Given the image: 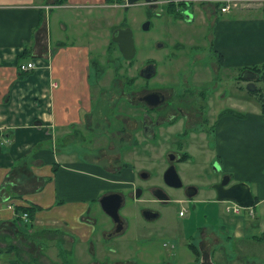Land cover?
I'll return each mask as SVG.
<instances>
[{
    "label": "crops",
    "instance_id": "0c3cea01",
    "mask_svg": "<svg viewBox=\"0 0 264 264\" xmlns=\"http://www.w3.org/2000/svg\"><path fill=\"white\" fill-rule=\"evenodd\" d=\"M203 1L213 6V9L210 7V16L220 8L215 5L219 0ZM262 3L254 8V14H258L252 17L254 19L229 18L225 25L218 28L214 36L218 39V49L215 51L219 56L217 68L249 69L264 61ZM96 4L107 8L125 5L109 3L107 0H68L63 4H58L57 0H0V264L40 261L38 252L43 250L40 244L45 238L47 241L52 240V246L58 250L61 246L67 247L61 248V251L72 253L71 244L75 241L70 232L74 231L82 239H88L95 228V219L87 214L89 209H84L82 205L88 201L87 189L98 178L86 169L74 167L75 155L72 150L69 153L62 152L64 162L68 165L63 167L59 164V158L54 153L57 151L54 149L55 132L59 127H62L63 132L64 128L74 127L75 121H78V114L74 116V113L93 107V87H101L97 89L100 96L107 93L101 81L110 68H115L117 72L116 63L122 60L123 55L117 44V49L111 52L112 38L107 45L109 52L107 48L106 51L98 49V58L91 52L95 43L91 46L86 42L78 44L57 38L52 45L51 30L45 20L55 5L86 8ZM231 10L223 12L220 9L222 13ZM238 21L247 24H239ZM233 23L238 26H232ZM75 32L80 35L79 30ZM27 51L29 57H20ZM34 58H42L44 65L37 69H22L21 64ZM120 69L115 77L125 80ZM93 70L92 84L90 79ZM261 75L258 72L242 80L247 84L253 81L256 89L260 88L264 94V79ZM53 81L58 86L52 87ZM246 87L249 91L256 90ZM248 95L245 109L237 106V113L244 114L243 118L237 115L236 120H233L230 114L222 115L219 141L222 147L220 154L227 169L229 165L235 168L236 174L249 179L253 187V182H259L256 180L260 179L264 170V112L260 94ZM228 133L231 135L230 143L226 139ZM82 178L86 181L83 182ZM98 180L103 183V179ZM253 194L259 198L256 204L264 203V189L261 190L260 185H257ZM32 204L41 209L28 223H23L19 220L16 207ZM256 204L252 206L255 214ZM239 222L229 220V224H236V227ZM260 223L264 227V215ZM247 225L248 229L253 226L254 231L260 230L257 223L247 221ZM242 237L241 245L250 254L264 256V232L261 236L247 232ZM214 238L213 243L218 244L220 239L216 233ZM65 239L67 242L62 243ZM36 245L38 250L32 249ZM206 245L207 254L204 257L202 254L200 260L196 259L197 264H223L222 260L229 259L226 250H219L217 245L212 248L210 242Z\"/></svg>",
    "mask_w": 264,
    "mask_h": 264
},
{
    "label": "rangeland",
    "instance_id": "374dc122",
    "mask_svg": "<svg viewBox=\"0 0 264 264\" xmlns=\"http://www.w3.org/2000/svg\"><path fill=\"white\" fill-rule=\"evenodd\" d=\"M3 1L11 2V0ZM24 1L31 2L34 0ZM204 2L206 1L195 0L193 3L195 5L194 9L189 10L192 15H187V12L184 18H174L175 20L172 15L165 11L163 5L159 4V8L153 9L152 5L144 1L130 5V7L117 5L109 8L97 4L86 8L83 6L66 7L55 5L50 10V14L47 15L48 19L45 22L48 23L47 26L51 30L52 45H54V41L57 38L78 44L86 42L85 44L89 43L91 46L95 43L91 52L93 51V55L97 58L100 55L97 51L98 49L106 51L113 31L117 28L125 27L133 29L137 47L136 56L130 61L121 57L122 60L119 61L121 66L120 73H123L125 80L124 78H116L117 72L115 68H110L101 81L107 92L106 95L101 96L103 102H99L102 103L100 108L102 107L104 110L112 107L114 111H118V107H113V103L117 99L115 95L124 91L129 93L131 89L133 91L131 94L136 92L145 93L155 88L170 93L173 91L184 92L185 87L190 85V90L197 89L196 91H198L200 86L197 87L196 85H203L204 83V91L211 93L212 83L210 81L211 79H216L215 77L221 83V87L217 92L223 94L232 93L233 102L236 100L237 105L245 109L247 105L246 99L249 95L246 89L247 82H244L242 78H244L246 69L223 68L221 66L217 68V64L212 62L217 61L219 58L218 53H215L218 49V39L214 36L218 28L225 25V21L229 18L238 20L254 19L252 17L258 15L254 14V8L261 6L263 0H234L231 12L222 13L219 9L217 12L213 11L212 16H210V13L213 6ZM189 18L191 21H189ZM146 20L151 21L149 29L144 28ZM216 21L217 23L214 24ZM238 22L239 24H247L241 21ZM231 25L238 26L234 23ZM76 29L80 31V35L75 32ZM160 43H162V46H159ZM116 49V45L113 44L112 51L111 48L110 51L113 53ZM102 59L105 60V57L103 56ZM148 62H152L157 66V74L151 79H148V77L144 78L139 71ZM119 63H116V65ZM211 64L215 70L211 68ZM127 76L133 78L130 80L134 84H131L130 87L129 84H126ZM93 80L94 70L90 79L92 84ZM240 85L241 88L239 89L238 86ZM98 88L101 87L95 86L92 89L94 93H92L91 99L93 101L100 96L97 93ZM226 102H228V99H223L222 107L225 106ZM78 113L81 112L74 113V116ZM64 129L65 132H63L62 127H59L55 132L57 136L55 137L54 149L57 151L54 153L59 158V164L66 167L68 164L64 162L65 159L62 152L69 153L71 150L78 149L79 145L72 136L73 125ZM230 137L229 133L228 135L226 134V139L227 142L229 140V143L231 142ZM208 141L205 138L193 135L190 140V150L196 158L177 164L178 172L184 185L197 186L199 189L198 196L189 197L187 196V189L168 187V185H171L162 176V169L165 163L161 155L163 152L171 151L170 147L173 146V143L170 140L163 143L164 148L159 147L152 150L146 149L150 146L143 144L142 150L137 148L136 152L134 150L128 151L126 158L136 162L134 166L136 171L147 170L150 175L153 173L154 175H152L151 179L143 180L147 174L139 177L140 180L126 178V181H121L116 178L117 181L110 177L106 178V180L103 179V183H100L98 179H95L93 186L87 189L88 201L83 202L82 205L84 209H89L87 214L95 219V228L90 233L89 238L82 239L78 233L70 232L75 241L74 244H71L73 247L72 253L68 250L61 251V248L65 249L67 247L61 246L60 250H58L54 245L52 246V240L47 241L45 238L40 244L43 250L41 253L38 252L41 260H32L25 263L197 264L196 256L189 243L195 242L199 246L201 255L203 254L202 257H204L208 250V245L206 244L210 242L212 248L217 245L219 250H226L225 254L228 255L229 259L222 260L223 264H264V256L250 254L247 248L241 245L244 239L242 235L247 232L259 236L263 234L264 227H262L260 222L264 215V203L256 204L257 216L252 217L247 208H244L238 215L227 212L225 209L226 201L216 200L215 192L210 185L215 181V178L211 177L215 170L210 163H207L208 159L214 155V152H210L212 147H209L210 150L207 149ZM219 150H222L221 146ZM219 164L220 168L222 167L220 171L231 173L232 177H234L232 178L233 182H247L252 186L249 179L247 180V178H242L243 176L236 174L235 168L229 165L228 170L223 157ZM74 167L90 170L88 166ZM109 167L110 170L114 171L119 165H114L111 162ZM155 170L158 172L156 176ZM82 181L85 182V178H82ZM256 181L259 182H253V193L256 192L257 185H260L261 190L264 189V170L260 179ZM138 183L142 184L144 188L141 196L143 200L133 201V196L129 194L131 192L134 195L133 190ZM155 185L166 188L174 197H185V199L180 202L171 201L166 204L158 201H148V199L156 197L150 190V187ZM112 188L124 190L127 196L126 205L122 208L121 213L128 217L130 225L129 229L124 233H118L114 237L108 236L107 238V233L112 230L111 220L101 208L99 199L101 196L111 192ZM142 206L155 207L160 209L162 214L159 218L149 220L144 216L141 210ZM183 207L186 210V214L180 215L179 212ZM256 214L254 213V215ZM230 219L240 221L239 225L236 227V224H229ZM247 221L253 224L257 223L256 226L260 225V230L255 229L254 231L253 226H250L249 230ZM91 226L93 227V225ZM61 229L67 231L63 227ZM215 233L220 239L218 244L213 243L215 241ZM66 242L65 239V242L62 243ZM32 249L38 250V246L36 245L35 248L32 246ZM57 251H59V254H56ZM231 259H234V261ZM22 263L21 261L13 262V264Z\"/></svg>",
    "mask_w": 264,
    "mask_h": 264
},
{
    "label": "flooded vegetation",
    "instance_id": "af4514ba",
    "mask_svg": "<svg viewBox=\"0 0 264 264\" xmlns=\"http://www.w3.org/2000/svg\"><path fill=\"white\" fill-rule=\"evenodd\" d=\"M194 6L195 5L192 3H187V11L185 9L186 12L184 11V13H191L189 10H193ZM152 7L153 9L159 8L158 4H152ZM158 13L160 12L158 11ZM189 21H191L190 18ZM212 62L217 64L216 61ZM152 65V62L143 65L139 70L140 75L143 76L142 74L153 73L152 70L146 71L147 67L149 68ZM155 67L156 72L148 79L153 78L157 74V66L155 65ZM211 68L215 70L212 64ZM210 82L212 83L211 93L204 91V83L203 85H196L197 87L200 86L198 91H196L197 89L190 90L189 85L185 87L184 92L173 91L166 93L165 90L156 88L146 91L145 93L136 92L131 94L133 92L132 89L129 93L126 91L122 93L119 92L118 95H115L117 99L113 103V107L116 106L119 108L118 111H114L112 107L107 110H104L102 107L100 108L102 103L99 102H101L103 98L99 96L93 101V107L91 109H82L83 111L78 113V121H75L74 123L72 136L77 140L76 143L79 145L78 149L72 150L75 155L74 165L78 167L88 166L90 169L89 173L98 179L106 180V178L111 177L114 179L118 178V180L121 181H126V178L140 180L139 177L147 174L143 180H149L154 174L151 172L152 175H150V172L147 170L136 171L134 167L136 162L126 158L127 152L131 150L135 151L137 148L142 150L143 144H146L147 146L149 145L150 147L146 149L150 150L158 149L159 147L164 148L163 143L170 140L173 143V146L170 147L171 151L168 150L161 155L165 163V166L162 169V176L164 177L165 171L171 164H175L177 167V164L180 162L196 158L190 150V140L194 135L209 140L206 145L207 149L210 150L209 147H212L210 152H214V155L207 161V163H210L215 170V173L211 174V177L215 178V181L210 184L211 189L215 192L212 185L220 182L226 175H230L231 183V173L220 171L222 167L220 168L219 166V163L222 160L219 150V122L222 119L223 113L229 115V112L231 118L236 120L238 105L236 100L233 102L232 93L230 94L227 92L223 94L217 92L221 87V83L218 82V79H211ZM131 84L134 83L130 82L129 85L131 86ZM151 91H160L163 94L162 101L157 104L148 103L145 96ZM226 98L228 99V102L222 107L223 99ZM111 162L114 163V165H119L114 171L110 170L109 163ZM126 169L128 171H126ZM157 173L158 172L155 170V176ZM188 186L184 185V183L181 187L168 185L170 188H181L183 190L187 189ZM139 187L141 188L142 194L144 192L142 184H136L135 189L133 190L134 195H132L131 192L129 194L133 196V201L143 200L141 197L142 194L140 196L135 195L136 190ZM112 189L111 192H119L124 199L123 206L120 209V214L126 224V227H124L121 232L124 233L129 229L130 225L128 217L121 213L122 208L126 205L127 196L122 189ZM150 190L156 197L148 199V201H158L166 204L171 201L180 202L185 199V197H174L162 186L155 185L150 187ZM159 190H162L163 192L161 193L166 194L169 200L165 201L160 199L156 195V192ZM198 193L196 194L197 196ZM147 209L157 211L159 213L157 218L162 214L160 209L155 207H141L143 213ZM107 215L111 220L112 228L111 232L107 233V238L110 234H112L111 237H114V230L119 222L114 220L109 214Z\"/></svg>",
    "mask_w": 264,
    "mask_h": 264
},
{
    "label": "water",
    "instance_id": "95a60500",
    "mask_svg": "<svg viewBox=\"0 0 264 264\" xmlns=\"http://www.w3.org/2000/svg\"><path fill=\"white\" fill-rule=\"evenodd\" d=\"M140 1H144L147 3L156 4L157 0H126V6L130 7V5L136 4ZM264 2V1H263ZM187 15H192L191 13H187ZM150 20H146L144 22V28L149 29ZM112 40L118 45L123 57L127 60H132L135 58L137 53V47L135 43L134 31L131 27L125 28H117L113 32ZM162 46V43L159 44ZM152 70L153 73L150 74H142L144 77H151L156 72V67L153 64L151 67H147L146 71ZM256 75L253 72L245 71L244 77H252ZM250 90H255L256 86L253 81L247 84ZM145 99L150 104H157L163 99V94L160 91H151L146 96ZM146 176V174H144ZM165 180L173 187H181L183 185L182 178L177 170L175 164H171L170 167L165 171ZM230 175L224 176V178L217 183H214L212 187L216 192V200L217 201H229L234 200L244 207H251L255 203V196L252 191V187L247 182H231ZM189 197H194L198 193V187L194 185H190L187 187ZM162 190L156 192V195L162 200H169L168 196ZM142 194L141 188H137L135 195L140 196ZM123 196L119 192H111L107 193L100 197L99 203L102 209L112 216L114 220L119 222V224L115 228V233L118 234L123 231V228L126 227L125 221H123L122 216L120 214V209L123 206ZM144 215L147 219L157 218L159 213L157 211L147 209L144 211ZM112 234H110L111 236Z\"/></svg>",
    "mask_w": 264,
    "mask_h": 264
},
{
    "label": "trees",
    "instance_id": "16d2710c",
    "mask_svg": "<svg viewBox=\"0 0 264 264\" xmlns=\"http://www.w3.org/2000/svg\"><path fill=\"white\" fill-rule=\"evenodd\" d=\"M68 0H57V3L58 4H63L65 2H67ZM109 3H121V4H126V0H107ZM187 3H194L192 1L188 2L186 0H182L180 2H169V3H166V4H162L165 11L169 14V15H172L173 16V19H178V18H184L185 16V13H184V10L186 9V6H187ZM222 4L221 1L219 2H215V5L218 7ZM151 5V4H149ZM219 8V7H218ZM217 8V10H218ZM221 9V8H219ZM174 19V20H175ZM111 44H115L116 43L114 41L111 42ZM30 56V53L27 51V52H24L22 55H20V57H29ZM117 67V72L119 71L120 69V63L119 65L116 66ZM249 69L245 68L246 71H250V72H253V73H257L258 72H261V78L264 79V61L262 63H258V64H255V65H252L250 67H248ZM259 78V79H261ZM130 79H133V78H129L127 76V81H126V84H129L130 83ZM130 87V85H129ZM248 93L250 94H260V97H259V100H260V103H261V106L263 108V112H264V94L261 93L260 91V88H257L255 91H249L248 90ZM230 114V112H229ZM223 115H226L223 113ZM237 115L240 117V118H243L245 115L244 114H238ZM259 201V198L257 196H255V204ZM38 209H41L39 206L37 205H31V206H17L16 207V211L17 213H20V212H28L29 216L31 219H33V217H35V214L37 212ZM189 246L192 248V250L194 251V254L196 256V259L197 260H200L201 259V253H200V250H199V246L195 243V242H190L189 243ZM23 264V263H22Z\"/></svg>",
    "mask_w": 264,
    "mask_h": 264
},
{
    "label": "built area",
    "instance_id": "2783aa9c",
    "mask_svg": "<svg viewBox=\"0 0 264 264\" xmlns=\"http://www.w3.org/2000/svg\"><path fill=\"white\" fill-rule=\"evenodd\" d=\"M172 1L179 2L182 0H157L156 4L162 5V4L172 2ZM219 1L222 2V6L220 8L223 12H227L233 7L234 0H219ZM49 7L50 6L48 5L47 8H49ZM40 65H42V66L44 65L42 58H34V59H31L30 61H28L27 63L21 64V67L24 70H30V69H37ZM52 86H54V87L57 86V82L53 81ZM244 208L249 209L251 215L254 214V210L252 207H244L243 205L239 204L238 202H236L234 200L226 201L225 209L227 212H230L233 214H240ZM179 214L180 215L186 214V210L184 207L180 210ZM19 220H21L23 223H25V222L28 223L31 219H30L28 212H21V213H19Z\"/></svg>",
    "mask_w": 264,
    "mask_h": 264
}]
</instances>
